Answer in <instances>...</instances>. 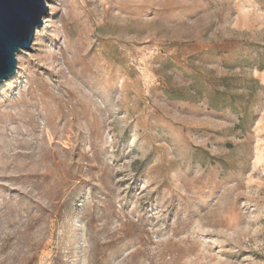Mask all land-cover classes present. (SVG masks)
Returning a JSON list of instances; mask_svg holds the SVG:
<instances>
[{
    "label": "rangeland",
    "instance_id": "374dc122",
    "mask_svg": "<svg viewBox=\"0 0 264 264\" xmlns=\"http://www.w3.org/2000/svg\"><path fill=\"white\" fill-rule=\"evenodd\" d=\"M0 88V264H264V0H50Z\"/></svg>",
    "mask_w": 264,
    "mask_h": 264
},
{
    "label": "water",
    "instance_id": "95a60500",
    "mask_svg": "<svg viewBox=\"0 0 264 264\" xmlns=\"http://www.w3.org/2000/svg\"><path fill=\"white\" fill-rule=\"evenodd\" d=\"M50 0H0V84L17 71V55L29 50L43 26Z\"/></svg>",
    "mask_w": 264,
    "mask_h": 264
},
{
    "label": "bare ground",
    "instance_id": "6f19581e",
    "mask_svg": "<svg viewBox=\"0 0 264 264\" xmlns=\"http://www.w3.org/2000/svg\"><path fill=\"white\" fill-rule=\"evenodd\" d=\"M38 30V29H37ZM37 32V31H36ZM22 51H24V50H22ZM21 51V52H22ZM20 52V53H21ZM20 53H18V55L17 56H19V54ZM18 76V73L16 72L15 74H14V76H12L9 80H13V79H15L16 77ZM7 81H5V82H3L2 84H0V88L6 83Z\"/></svg>",
    "mask_w": 264,
    "mask_h": 264
}]
</instances>
